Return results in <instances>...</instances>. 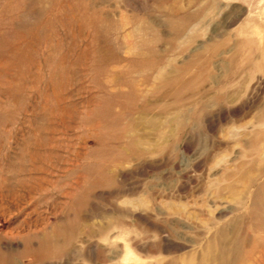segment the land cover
<instances>
[{
  "label": "rangeland",
  "instance_id": "374dc122",
  "mask_svg": "<svg viewBox=\"0 0 264 264\" xmlns=\"http://www.w3.org/2000/svg\"><path fill=\"white\" fill-rule=\"evenodd\" d=\"M0 264H264V0H0Z\"/></svg>",
  "mask_w": 264,
  "mask_h": 264
}]
</instances>
